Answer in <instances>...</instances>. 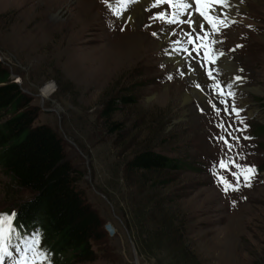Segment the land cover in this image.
I'll return each instance as SVG.
<instances>
[{
  "label": "rangeland",
  "instance_id": "1",
  "mask_svg": "<svg viewBox=\"0 0 264 264\" xmlns=\"http://www.w3.org/2000/svg\"><path fill=\"white\" fill-rule=\"evenodd\" d=\"M230 3L236 23L230 20L214 45L223 53L217 67L229 60L219 67L226 94L232 84L233 95H225L224 105L195 52L190 61L204 74L200 78L180 75L184 66L170 61L172 42L184 40L190 29L174 26L169 42L160 40L170 25L152 17L167 6L147 7L132 24L115 16L117 0H0V63L39 109L34 127L48 126L62 139L77 187L101 218L104 238L92 244L95 259L85 264H136L134 249L139 264L162 263L161 252L142 255L136 247V236L149 239L153 233L149 218L162 200L186 218L199 264H264V136L257 135L264 126V0ZM113 37L120 45H110ZM131 45L137 48L124 57L122 50ZM186 95L191 96L187 103ZM125 97L134 103L119 105L105 121L106 103ZM226 106L239 115H229ZM145 149L192 170L129 172L128 162ZM229 157L256 168L250 187L225 192L217 182L214 173L233 180L218 167ZM29 198L0 169V214L15 212Z\"/></svg>",
  "mask_w": 264,
  "mask_h": 264
},
{
  "label": "trees",
  "instance_id": "2",
  "mask_svg": "<svg viewBox=\"0 0 264 264\" xmlns=\"http://www.w3.org/2000/svg\"><path fill=\"white\" fill-rule=\"evenodd\" d=\"M133 103L126 97L112 98L101 116L110 121L119 105ZM38 115L39 109L31 106L20 85L0 63V169L13 186L30 195L16 207L15 224L21 232H38L41 246L52 260L60 264L91 263L96 256L92 244L104 238L101 218L77 187L78 175L67 159L62 139L48 126L34 127ZM257 130L258 136H264V126ZM127 169L151 175L192 170L181 160L147 149L136 152ZM160 178L159 184L167 186V180ZM173 207L165 200L157 203V213L149 218L155 229L149 239L143 234L136 236V247L142 255L158 257L161 252L163 261L157 264H199L191 249L187 220Z\"/></svg>",
  "mask_w": 264,
  "mask_h": 264
},
{
  "label": "snow or ice",
  "instance_id": "3",
  "mask_svg": "<svg viewBox=\"0 0 264 264\" xmlns=\"http://www.w3.org/2000/svg\"><path fill=\"white\" fill-rule=\"evenodd\" d=\"M138 0H117V6L114 8V14L117 18L127 19L123 14L129 10L130 5L137 3ZM167 6L170 11H158L152 19L159 20L168 25H188L190 31H184V40L176 39L172 42L173 47L167 53L169 56L181 53L189 57L195 52L200 57V67L204 69L209 81H212L211 87L215 94L220 97V104L227 105L228 101L224 99L225 95L232 96V84H228L229 92H224V85L221 83L220 68L217 67V57L223 55L214 49V45L219 43L218 37L223 27H226L231 20L229 9L231 8L230 0H152V8L159 9L161 6ZM111 7V5H109ZM194 14L197 18H194ZM232 24L236 21L231 20ZM123 31V28L120 29ZM172 29L168 28L167 32ZM153 36H158V32L153 31ZM240 45H237L239 47ZM202 52V56H200ZM181 71L180 75H185ZM172 77H169L171 79ZM242 78L236 76L235 80L240 81ZM200 89L201 85L196 84ZM213 108L219 112L220 109L213 104ZM229 115H239V110L234 106L230 109L227 106L224 109ZM219 127L225 128L224 124ZM231 127V125H227ZM228 149L231 150L233 145L225 136L219 137ZM238 140V137H233ZM244 139H250L245 136ZM219 169L227 172L233 180L230 181L224 175L214 173L217 182L222 186L225 192L238 190L239 186H251V179L256 175V168L252 165H241L235 162L231 157L221 159L218 163ZM235 169V170H233ZM15 212L11 214H0V264H51V258L48 251L41 244V236L33 230L31 233L21 232L20 227L15 224ZM15 239V242L13 240Z\"/></svg>",
  "mask_w": 264,
  "mask_h": 264
},
{
  "label": "bare ground",
  "instance_id": "4",
  "mask_svg": "<svg viewBox=\"0 0 264 264\" xmlns=\"http://www.w3.org/2000/svg\"><path fill=\"white\" fill-rule=\"evenodd\" d=\"M232 1H234V0H230V2H232ZM133 5H135L134 7H132V9H131V12L126 16V17H128L127 19L133 24L134 22H136L141 16H143V13H144V11L147 9V7H149V6H151L152 5V0H138V2L137 3H134V4H132V5H130V6H133ZM81 10H83V9H81ZM168 11H170V10H168ZM229 11V13H230V16H231V19L233 18V16H234V12H235V10H233V8H232V6H231V8L228 10ZM128 12V11H127ZM124 16H125V14H124ZM235 17V16H234ZM143 18V17H142ZM194 18H197L196 16H195V14H194ZM174 26H176V25H170L169 27L173 30V29H176V27H174ZM181 26V25H180ZM178 28V27H177ZM168 29V28H167ZM166 29V30H167ZM179 29H180V27H179ZM172 32V31H171ZM171 32H167V34L168 33H171ZM166 33V32H165ZM163 34L162 36H161V38H160V40L162 39L163 40V42L165 41L166 43L167 42H169V40L170 39H168V37H166L167 36V34ZM114 38V37H113ZM170 38V37H169ZM172 38V37H171ZM123 39V38H122ZM119 41V39H113V42L110 44L111 46H112V44H113V46L115 45H120V43H121V41H120V43L118 42ZM123 41V40H122ZM110 46V47H111ZM134 48H137L136 47V45H131V47L129 48V49H123L122 50V54L124 55V57L125 56H129V55H131L132 53H131V51L134 49ZM111 49V48H110ZM143 49V48H142ZM118 50V49H117ZM168 53V52H167ZM110 54H111V56H112V53H110V51H109V53H108V59H112L111 58V56H110ZM115 54V53H114ZM122 56V55H121ZM113 57V56H112ZM118 57V56H117ZM116 57V55H115V57L114 58H117ZM123 57V56H122ZM168 57H169V59H170V61H173L174 63H177V65H179V64H181V66H184V67H182V68H184V70L183 71H185L186 72V74L188 75V77L190 78V79H192V80H194V79H197V78H200V77H202V75H204L203 73H202V71L199 69V67H198V65H196L194 62H192L193 61V59H194V55H193V53H192V57H189V56H187L185 53H181V54H179V55H175V54H173L172 56H169L168 55ZM116 60V59H115ZM190 60H192V61H190ZM110 61V60H109ZM116 61H118V60H116ZM120 61V60H119ZM228 59L227 58H225V59H223V60H221L220 62H219V67H221V66H223L225 63H228ZM187 66H189L190 68H187ZM229 74H230V72H229ZM202 83H204V82H202ZM199 94V93H198ZM200 95V94H199ZM198 97V96H197ZM203 97V96H202ZM190 98H191V96H189V95H186L185 97H184V100H185V102L187 103L188 101H191L190 100ZM201 98V97H200ZM52 260V259H51Z\"/></svg>",
  "mask_w": 264,
  "mask_h": 264
},
{
  "label": "water",
  "instance_id": "5",
  "mask_svg": "<svg viewBox=\"0 0 264 264\" xmlns=\"http://www.w3.org/2000/svg\"><path fill=\"white\" fill-rule=\"evenodd\" d=\"M134 256H135V263H136V264H139V263H138V257H137L136 249H134Z\"/></svg>",
  "mask_w": 264,
  "mask_h": 264
}]
</instances>
